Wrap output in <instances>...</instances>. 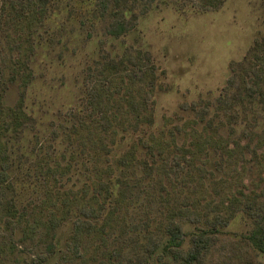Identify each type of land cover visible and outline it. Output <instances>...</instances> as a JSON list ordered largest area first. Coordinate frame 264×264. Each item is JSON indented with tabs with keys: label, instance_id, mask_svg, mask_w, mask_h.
I'll list each match as a JSON object with an SVG mask.
<instances>
[{
	"label": "rangeland",
	"instance_id": "obj_1",
	"mask_svg": "<svg viewBox=\"0 0 264 264\" xmlns=\"http://www.w3.org/2000/svg\"><path fill=\"white\" fill-rule=\"evenodd\" d=\"M149 1L52 0L38 10L0 0V202L13 205L0 210V264H186L168 248L172 221L182 253L200 229L250 235L242 202L264 186V64L253 52L264 0ZM125 7L134 13L116 35ZM139 52L157 67V161L142 132L120 130L95 153L73 129L85 68ZM246 73L256 98L238 94ZM246 257L224 264H264V253ZM212 260L213 249L198 264Z\"/></svg>",
	"mask_w": 264,
	"mask_h": 264
},
{
	"label": "trees",
	"instance_id": "obj_2",
	"mask_svg": "<svg viewBox=\"0 0 264 264\" xmlns=\"http://www.w3.org/2000/svg\"><path fill=\"white\" fill-rule=\"evenodd\" d=\"M120 1L138 3L144 0H115L116 3ZM210 1L221 4L224 0ZM24 2L29 8L40 10L52 0H24ZM150 3L151 0L147 3L146 8L150 6ZM131 9V7H125L121 11V23L117 24L116 35L126 32L122 23L126 20V11L134 13ZM1 42L0 35V46ZM253 52L256 57L255 65L264 64V35L255 40ZM156 71L157 67L148 52H139L138 56H104L102 59L94 60L85 68L82 79L84 104L82 109L75 112L79 118L77 125L73 127V129L80 127V132L76 133L85 148H89L95 153L100 152L99 148L105 151L109 143L114 146V136H118L120 130L132 129L135 133L142 132L143 135L148 136L146 139L137 135L139 142L147 149L149 161H157V138L153 137L152 131L155 95L159 88ZM253 77H257V74H253ZM240 80L243 84L241 88L243 93H238L239 95L252 99L260 94V87L256 81L251 79V73H246ZM2 95L3 93L0 92V107L3 101ZM221 100L231 102L227 98ZM196 106V104H192L191 108L196 109ZM17 107L20 110V106ZM183 108L187 107L183 106ZM2 114H0L1 118ZM0 121L4 123L5 119H0ZM135 152L136 148H132L129 154L135 157ZM161 161H186V159L180 155H165ZM6 181L7 173L1 171L0 184H5ZM10 205L11 202L6 205L0 202V210L2 211V207L5 206L7 211H10L13 208V205ZM242 208L252 221L250 235L244 237V243L220 238L210 228L208 230L200 229L191 238L190 250L187 253H182L179 251V247L183 243L181 241L184 233L183 227L181 223L172 221L165 229V233L169 237V250L175 258L186 262V264H198L204 258V254L212 249V264L231 262L236 257L247 261L246 256H249L251 251L264 253V186L259 193L246 196L242 202ZM193 214L196 216L195 213ZM194 215H188L189 222H195ZM158 247L159 243L157 242ZM151 248L152 251H155V246H151ZM32 264H43V261L38 259Z\"/></svg>",
	"mask_w": 264,
	"mask_h": 264
}]
</instances>
